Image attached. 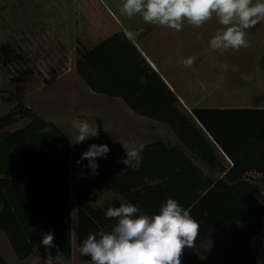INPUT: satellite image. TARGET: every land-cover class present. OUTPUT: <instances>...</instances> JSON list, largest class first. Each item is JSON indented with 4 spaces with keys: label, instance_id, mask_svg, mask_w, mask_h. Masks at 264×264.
Here are the masks:
<instances>
[{
    "label": "rangeland",
    "instance_id": "obj_1",
    "mask_svg": "<svg viewBox=\"0 0 264 264\" xmlns=\"http://www.w3.org/2000/svg\"><path fill=\"white\" fill-rule=\"evenodd\" d=\"M257 2L252 0L253 5ZM124 3L0 0V117L17 105L34 116L0 133V258L6 264L90 261L78 247L89 233L111 230L116 221L106 218L109 207L127 204L82 167L87 160L76 163L91 144H107L111 150L106 159L98 158L99 165L126 155L122 145L133 142L159 156L155 163L166 160L162 171L167 172L146 183L151 194L165 189L158 181L168 180L167 197L155 206L158 214L168 199L183 207L187 188L217 178L190 155L165 147L180 143L166 124L137 104L97 56L96 46L114 33L143 30L130 40L176 95L182 111L264 108V21L246 30L250 47L212 50L210 40L225 27L215 14L200 27L185 20L177 32L145 23L141 14L127 17ZM189 57L195 62L184 67L180 62ZM77 118L97 127L98 138L76 144L72 121ZM150 165L145 170L153 172L155 164ZM82 170L93 180L85 182ZM262 223L250 244L256 264H264V204ZM48 232L54 233L55 247L46 251L41 241ZM230 236L216 235L182 254L181 264L225 259ZM57 250L64 253L63 261L55 259Z\"/></svg>",
    "mask_w": 264,
    "mask_h": 264
},
{
    "label": "trees",
    "instance_id": "obj_2",
    "mask_svg": "<svg viewBox=\"0 0 264 264\" xmlns=\"http://www.w3.org/2000/svg\"><path fill=\"white\" fill-rule=\"evenodd\" d=\"M0 52L4 53L2 48ZM95 53L137 104L153 119L166 124L180 143L165 147L176 154L190 155L217 176L213 181H202L186 189L188 200L183 208L190 211L200 227L194 247L185 248L183 254L201 247L216 235L230 233L227 257L215 264H256L250 244L263 227L264 108L182 111L176 95L123 32L102 41ZM33 119L28 108L17 105L0 117V133L21 121ZM152 152L144 149L139 170L128 169L121 163L126 155L100 164L97 170L101 184L126 203L139 202L141 214L148 215L158 214L155 206L167 197L164 184L168 183L167 178L158 181L165 189L149 193L146 183L154 175L158 178L167 172L162 171L167 167L166 160L155 163L161 159L151 155ZM150 164H155L153 172L145 170ZM83 180L88 183L93 179ZM0 264L6 263L0 258Z\"/></svg>",
    "mask_w": 264,
    "mask_h": 264
},
{
    "label": "clouds",
    "instance_id": "obj_3",
    "mask_svg": "<svg viewBox=\"0 0 264 264\" xmlns=\"http://www.w3.org/2000/svg\"><path fill=\"white\" fill-rule=\"evenodd\" d=\"M122 12L129 18L141 14L145 23L165 26L177 32L182 31L185 20L200 27L215 14L225 27L210 40V48L239 51L251 46L246 30L264 21V0L254 5L252 0H125ZM142 31L129 32L127 36L133 39ZM194 62L195 58L189 57L180 63L191 67ZM222 67L227 69L228 65ZM72 127L77 131L76 144L99 135L97 127L87 120L74 119ZM122 146L126 158L121 163L128 169L139 170L145 145L133 142ZM110 151L107 144H91L76 163L87 160L88 164L82 167H87L93 176L98 175V158L106 159ZM80 175L87 178L83 170ZM105 216L116 221L111 230L89 233L77 249L81 256L90 257L86 264H181L185 248L194 247L200 227L190 211L174 199H168L156 215L141 214L137 202L109 207ZM41 246L46 251L55 247L53 232L43 235ZM55 259L63 261L64 253L57 250Z\"/></svg>",
    "mask_w": 264,
    "mask_h": 264
},
{
    "label": "crops",
    "instance_id": "obj_4",
    "mask_svg": "<svg viewBox=\"0 0 264 264\" xmlns=\"http://www.w3.org/2000/svg\"><path fill=\"white\" fill-rule=\"evenodd\" d=\"M24 4H25V3H23V6H22V8L24 7ZM232 109H233V108H232Z\"/></svg>",
    "mask_w": 264,
    "mask_h": 264
}]
</instances>
